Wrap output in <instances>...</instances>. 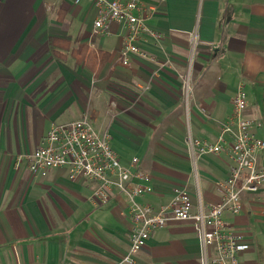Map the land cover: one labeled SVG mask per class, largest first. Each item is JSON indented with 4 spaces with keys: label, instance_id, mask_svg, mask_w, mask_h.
<instances>
[{
    "label": "crops",
    "instance_id": "crops-1",
    "mask_svg": "<svg viewBox=\"0 0 264 264\" xmlns=\"http://www.w3.org/2000/svg\"><path fill=\"white\" fill-rule=\"evenodd\" d=\"M123 2L129 0H120ZM155 12L146 37L151 59L120 61L126 31L94 32L97 11L86 0H0V264H116L128 252L132 221L127 199L93 207L96 183L67 171L34 178L25 155L55 125L89 113L109 131L122 163L151 178L155 208L187 186L195 207L221 201L219 184L233 165L232 138L219 155L196 161L191 140L215 144L232 113L238 86L244 117L264 141V0H140ZM84 47L109 54L95 76L78 58ZM189 92L185 91V82ZM264 167V152L260 155ZM255 196L225 221L250 249L240 264H264V217ZM191 222L154 232L138 264H202Z\"/></svg>",
    "mask_w": 264,
    "mask_h": 264
},
{
    "label": "built area",
    "instance_id": "built-area-1",
    "mask_svg": "<svg viewBox=\"0 0 264 264\" xmlns=\"http://www.w3.org/2000/svg\"><path fill=\"white\" fill-rule=\"evenodd\" d=\"M81 5L86 0H71ZM97 11L94 32L105 33L112 24L126 31L120 61L128 66L130 59H151L143 49L149 37L159 42L162 35L147 26L154 8L140 0H88ZM189 92V83L184 84ZM247 95L238 86L232 100V113L215 144L202 140H191L192 158L219 155L226 146V138L233 141L231 159L233 165L228 178L219 184L222 199L219 203L194 206L187 186L176 187L170 202L159 209L138 200L151 195V178L135 171L138 159L129 166L122 163L112 145L109 131H98L89 113L84 112L77 121L53 126L42 138L41 145L25 155L32 177L45 178L53 170L67 171L68 178L75 181L84 178L96 183L90 197L93 207L108 204L118 192L127 199L128 216L132 221L128 252L116 264H138L137 255L146 247L151 235L167 228L174 222L193 223L202 250V264H240L243 252L250 249L245 236L236 232L225 221L227 214L237 216L244 210V196H255L262 207L264 217V167L260 166V155L264 152V141L252 132L254 123L244 117ZM226 145V146H225Z\"/></svg>",
    "mask_w": 264,
    "mask_h": 264
},
{
    "label": "trees",
    "instance_id": "trees-1",
    "mask_svg": "<svg viewBox=\"0 0 264 264\" xmlns=\"http://www.w3.org/2000/svg\"><path fill=\"white\" fill-rule=\"evenodd\" d=\"M108 60L109 54L103 52L97 53L88 47L83 48L78 58V62H83L92 72L95 73V76H98Z\"/></svg>",
    "mask_w": 264,
    "mask_h": 264
}]
</instances>
